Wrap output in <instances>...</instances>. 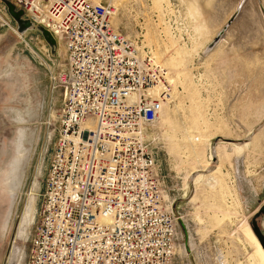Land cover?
<instances>
[{"label": "rangeland", "instance_id": "obj_1", "mask_svg": "<svg viewBox=\"0 0 264 264\" xmlns=\"http://www.w3.org/2000/svg\"><path fill=\"white\" fill-rule=\"evenodd\" d=\"M90 1L108 4L113 30L165 72L153 89L167 94L149 128V146L186 232L184 238L177 223L168 264H261L243 230L249 224L264 237V0ZM35 43V35L20 37L0 24V170L9 196L19 130L26 149L23 180L0 236V264L9 263L14 244L24 262L60 103ZM226 143L246 145L235 152ZM35 185L33 221L25 240H15Z\"/></svg>", "mask_w": 264, "mask_h": 264}, {"label": "built area", "instance_id": "obj_2", "mask_svg": "<svg viewBox=\"0 0 264 264\" xmlns=\"http://www.w3.org/2000/svg\"><path fill=\"white\" fill-rule=\"evenodd\" d=\"M5 1L62 49L40 53L60 103L23 264H168L177 217L149 146L164 70L113 30L108 4ZM0 18L18 35L1 2Z\"/></svg>", "mask_w": 264, "mask_h": 264}, {"label": "bare ground", "instance_id": "obj_3", "mask_svg": "<svg viewBox=\"0 0 264 264\" xmlns=\"http://www.w3.org/2000/svg\"><path fill=\"white\" fill-rule=\"evenodd\" d=\"M169 7V6H168ZM1 19V18H0ZM2 20V19H1ZM16 33V32H14ZM17 34V33H16ZM40 38L38 36H36V43L33 45L34 48L36 49V51L38 53H45L46 52V47L45 45L43 46L42 43L40 42ZM220 41V40H219ZM218 41V42H219ZM217 42H215L214 44H216ZM59 43L57 44V50H56V56L58 57V54L62 51H60V48H59ZM173 47V46H172ZM32 50V49H31ZM169 50V49H168ZM138 51V50H137ZM166 51V50H165ZM178 51V50H177ZM31 52V51H30ZM33 53V52H32ZM178 54V53H177ZM36 55V54H35ZM42 60V59H41ZM43 61V60H42ZM51 95H52V92H51ZM53 101V99H52ZM163 104V103H162ZM53 114V112H52ZM159 120V119H158ZM156 122V121H155ZM225 145H227V147L229 148L230 146L232 147L231 149L232 150H235V152L239 151V149L243 148L246 144H241L240 146H235L234 144H229V143H226ZM239 155V154H238ZM237 155V156H238ZM209 164H207L206 168L208 167ZM221 166L220 165L218 167V169L216 170V172L214 173H219L221 171ZM199 178V177H198ZM36 189V190H35ZM38 187L37 185H35V188L32 190V193L30 194L29 198H28V201L26 203V206L24 208V211L22 213V216L20 218V221H19V226H18V229H17V233H16V237H15V240L18 239V240H22L24 238H26V235H27V231L29 229V226L31 225L32 221H33V215H34V200H35V195L34 193L37 191ZM36 194V193H35ZM247 227V229H246ZM243 230V233L245 234L244 236H246L247 240L249 241V245H251L252 249L256 251V253L260 252L258 246L253 243V238L252 237V234L254 236V239L256 240V242L258 243L262 253L264 254V250L262 248V246L260 245V243L258 242V240L256 239L251 227L249 224H247ZM249 231V232H248ZM250 233V234H249ZM251 235V236H250ZM25 240V239H24ZM189 243V242H188ZM256 246H255V245ZM258 248V252H257V248ZM261 253V252H260ZM23 253L22 251L20 250V248L14 244L13 248H12V252L10 254V259H9V263L8 264H20L21 261L23 260ZM262 255V254H261ZM262 258L264 259V256L262 255ZM264 264V263H263Z\"/></svg>", "mask_w": 264, "mask_h": 264}, {"label": "water", "instance_id": "obj_4", "mask_svg": "<svg viewBox=\"0 0 264 264\" xmlns=\"http://www.w3.org/2000/svg\"><path fill=\"white\" fill-rule=\"evenodd\" d=\"M0 2L4 5L7 14L11 18V20L13 21L15 32L20 37L24 36L26 33H38L39 36L41 37L42 41L47 46L48 51H49V55L51 57H55V55H56V44H55V41L52 38L51 34L47 30L41 28L40 26L33 25L29 20L23 19L22 18L23 12L21 10H15L14 7L10 3H8L7 1L0 0ZM237 12L238 11H235V13L229 18V20L226 24L227 26L234 20ZM220 34L221 33H219V35H217L216 38L213 40V44L215 42H217ZM177 223L179 224V227L182 231L184 238H186V234H185L186 232H185V227H184L183 223L181 222L180 219H177ZM253 232H254L258 242L260 243V245L262 246V248L264 250V237L262 236L261 232L257 229H254Z\"/></svg>", "mask_w": 264, "mask_h": 264}, {"label": "flooded vegetation", "instance_id": "obj_5", "mask_svg": "<svg viewBox=\"0 0 264 264\" xmlns=\"http://www.w3.org/2000/svg\"><path fill=\"white\" fill-rule=\"evenodd\" d=\"M23 142H24L23 130H19L18 136L16 138V143H15L17 156H16V158L14 159V162H13V165H14L13 166V171H12L11 178H10V181H9V188L11 190V196H9L8 189H7V186H6V183H5L6 174L4 175L3 170H0V204H2V206H3L2 209H5L6 213L9 210V208L13 207V205H14V195H15L14 193L17 192L19 186H21V183H22V180H23V176H24V172H23L21 166L23 164V161L25 160L26 149L24 148ZM11 199H13V202H11ZM0 220H1V215H0ZM246 229H247V227H246ZM251 238H253V241H254L253 243H255L258 246L261 254L264 256V254L262 253L258 243L254 239L253 234H252ZM13 246L14 245H12V247H11L10 254L12 252ZM258 248H257V252L259 251ZM10 254H9L7 263L9 262ZM259 258H260L261 264H263L264 263V259L261 256H259Z\"/></svg>", "mask_w": 264, "mask_h": 264}, {"label": "crops", "instance_id": "obj_6", "mask_svg": "<svg viewBox=\"0 0 264 264\" xmlns=\"http://www.w3.org/2000/svg\"><path fill=\"white\" fill-rule=\"evenodd\" d=\"M12 211H13V207L9 208L7 213H6L5 209H2L1 212H0V215H1L0 236L4 235V233H5V231H6L7 227H8Z\"/></svg>", "mask_w": 264, "mask_h": 264}]
</instances>
